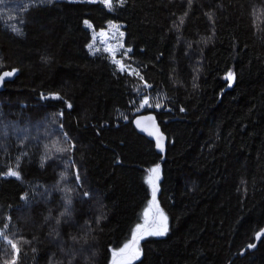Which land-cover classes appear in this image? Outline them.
<instances>
[{
    "label": "trees",
    "instance_id": "16d2710c",
    "mask_svg": "<svg viewBox=\"0 0 264 264\" xmlns=\"http://www.w3.org/2000/svg\"><path fill=\"white\" fill-rule=\"evenodd\" d=\"M100 3L0 0V72H15L0 90V264H113L153 205L155 167L167 230L144 235L125 264H264V0ZM85 21L122 25L127 61L162 100L148 109L163 156L131 123L138 77L90 54Z\"/></svg>",
    "mask_w": 264,
    "mask_h": 264
},
{
    "label": "rangeland",
    "instance_id": "374dc122",
    "mask_svg": "<svg viewBox=\"0 0 264 264\" xmlns=\"http://www.w3.org/2000/svg\"><path fill=\"white\" fill-rule=\"evenodd\" d=\"M87 1H99L107 8H111V6L113 7L114 5L123 2L122 0H111V6L109 7L105 3V0H87ZM85 25L90 29L92 34V39L87 44V49L90 52V54L94 55V54L104 53L108 55L109 60L115 65V68L117 67L118 70H121V68L123 67V71H128V72L134 71L137 73V76H139L138 75L139 67L135 66V64L132 63L131 61L130 62L127 61L129 55L128 53H130V49L126 47L124 44V31L121 24L109 23L106 25L105 28L99 31L94 30L89 21H85ZM114 61H118L119 63ZM137 79L133 81V86H134L133 89L136 92V96L134 97L132 104V114H136V112L140 113L145 108H154V109L161 108L162 100L159 99L157 95H153L151 94V92H148L149 86L146 85L147 83H145L144 81L140 82L139 81L140 78L139 80ZM127 113H128L127 111H122L120 117L123 120H126L128 117ZM150 179L152 180L151 176ZM153 212H154L153 205H149L148 207L145 208L140 221L135 224L129 239L125 241L119 248L113 251L112 253V256H114L113 264H125L129 262L131 260L130 257L132 253L139 248L138 242L140 241V239H142L144 235L152 234L156 230H158L159 232L161 231L163 233L166 232L168 225V217L166 213L161 209H158L155 217L158 222L154 220V222L152 223ZM156 224H159L160 227L159 225ZM163 225L164 227H161ZM145 227L149 228V231ZM136 238L139 239L135 240ZM132 240H134V242H132ZM129 246L132 248L130 249V251L126 252L125 249L128 248ZM120 250L123 251V253L117 256Z\"/></svg>",
    "mask_w": 264,
    "mask_h": 264
},
{
    "label": "bare ground",
    "instance_id": "6f19581e",
    "mask_svg": "<svg viewBox=\"0 0 264 264\" xmlns=\"http://www.w3.org/2000/svg\"><path fill=\"white\" fill-rule=\"evenodd\" d=\"M67 1H68V0H67ZM77 1H78V0H77ZM81 1H82V0H80V2H81ZM122 1H123V0H122ZM93 2H94V1H93ZM97 2H98V1H97ZM254 2H255V1H254ZM99 3H100V2H99ZM100 4H101V3H100ZM100 4H98V5H100ZM251 5H252V4H251ZM252 6L254 7V4H253ZM252 6H251V7H252ZM256 6H257V4H256ZM111 7H112V6H111ZM118 7H119V6H118ZM194 7H195V6H194ZM194 7H193V8H194ZM198 7H199V6H198ZM201 7H203V6H201ZM253 7H252V8H253ZM100 8H102V6H101ZM112 8H113V7H112ZM112 8H111V9H112ZM191 8H192V7H191ZM102 9H103V8H102ZM195 9H198V8H195ZM198 10L201 12V8H199ZM198 10H196V11H197V13H196L197 15L199 14ZM202 10H203V9H202ZM205 10H206V9H205ZM250 10H252V9H250ZM106 11H107V10H106ZM196 11H194V12H196ZM206 11H207V10H206ZM253 11H254V10H253ZM73 12H74V11H73ZM188 12H189V11H188ZM202 12H205V11L203 10ZM254 12H255V11H254ZM254 12H253V13H254ZM74 13H76V11H75ZM190 13H191V12H190ZM192 13H193V12H192ZM192 13H191V14H192ZM154 14H155V13H154ZM196 14H194V16H195ZM202 14H203V13H202ZM202 14L200 13L199 15H202ZM192 15H193V14H192ZM257 15L261 16L259 13H258ZM259 16H257V17L260 19ZM126 17H127V16H126ZM152 17H153V15H152ZM154 17H156V16H154ZM195 17H197V16H195ZM198 17H199V16H198ZM128 18H129V17H128ZM261 18H263V17H261ZM148 19H149V18H148ZM150 20H151V19H150ZM195 20H196V19H195ZM200 20H201V19H200V17H199V22H200ZM213 20H214V19H213ZM89 21H91V20H89ZM210 21H212V20H210ZM195 22H196V21H195ZM195 22H193L192 24H194ZM207 22H209V21H207ZM101 23H102V22H101ZM196 23H197V22H196ZM70 25H71V23H70ZM106 25H107V24H106ZM106 25H104V26L106 27ZM195 25H196V24H195ZM195 25H194V26H195ZM202 25H203V24H202ZM101 26H102V25H101ZM120 26H121V25H120ZM194 26H193V27H194ZM197 26H198V25H197ZM199 26H200V24H199ZM69 28H70V27H69ZM72 29H73V28H72ZM65 30H66V27H65ZM70 30H71V28H70ZM213 31H214V30H213ZM213 31H212V33L214 34L215 32H213ZM66 32H67V30H66ZM153 32H154V31H153ZM159 32H160V31H158V33H159ZM161 32H162V31H161ZM163 32H164V31H163ZM163 32H162V35H163ZM206 32H208V30H207ZM206 32H205V33H206ZM216 33H218V31H217ZM216 33H215L214 35H216ZM67 34L70 35L68 32H67ZM207 34H209V33H207ZM207 34H206V35H207ZM21 35H22V34H21ZM160 35H161V34H160ZM162 35H161V37H162L163 40H164V37H163ZM204 35H205V34H204ZM218 35H219V34H218ZM218 35H217V36H218ZM217 36H216V37H217ZM161 37H160V39H161ZM208 37H210V36L207 35L206 40H204L205 37H202V38H203L204 41H208V40H207ZM221 37H222V35H221ZM22 38H24V37H22ZM156 38H157V37H156ZM202 38H201V39H202ZM212 38H213V37H212ZM157 39H158V38H157ZM176 39H177V38H176ZM219 39H221V38L219 37ZM2 40H3V39H2ZM158 40H159V39H158ZM165 40H166V39H165ZM172 40H173V39H172ZM174 40H175V39H174ZM214 40H216L215 43H218V42H217L218 38H216V39L214 38ZM168 41H169L170 43H175V41L171 42L169 39H168ZM177 41H178V40H177ZM39 42H40V41H39ZM41 42H42V41H41ZM138 42H139V41H138ZM188 42H189L190 45H191V42H190V41H188ZM198 42H199V41H198ZM198 42H196V44H197ZM202 42H203V41L199 42L197 45H199V44L202 43ZM211 42H212V39H211ZM220 42H222V41L220 40ZM139 43L141 44V42H139ZM182 43H183V40L181 41L180 44L183 45ZM186 43H187V42H186ZM189 43H188V44H189ZM205 43H206V42H205ZM207 43H208V42H207ZM207 43H206V44H207ZM209 43H210V40H209ZM209 43H208V44H209ZM146 44H147V43H146ZM146 44H145V45H146ZM148 44H149V43H148ZM157 44H159V42H157ZM180 44H179V45H180ZM188 44H187V45H188ZM202 44H204V43H202ZM208 44H207V45H208ZM220 44H221V43H220ZM220 44H219V45H220ZM161 45H162V44H161ZM169 45H170V44H169ZM172 45H173V44H172ZM175 45H176V44H175ZM177 45H178V44H177ZM179 45H178V50H177L176 48H175L174 50H172V52H173V53L171 52L172 54L175 53V52H174L175 50H176V51H179V48L181 49V47H179ZM193 45H194V44H193ZM193 45H192V46H193ZM216 45H218V44H216ZM142 46H143V45H142ZM154 46H155V45H153V47H154ZM170 46H171V45H170ZM184 46H186V45H184ZM195 46H196V45H195ZM203 46H205V44H204ZM20 47H21V46H20ZM136 47H137V46H136ZM138 47H139V46H138ZM160 47H161V46H160ZM160 47H158V48L160 49ZM164 47H165V46H164ZM167 47H168V46H167ZM172 47H173V46H172ZM172 47H171V48H172ZM188 47H189V45H188ZM205 47H206V46H205ZM18 48H19V46L17 47V49H18ZM22 48H23V47H22ZM141 48H142V47H141ZM155 48H156V47H155ZM171 48L168 47L166 53H169L168 50L171 49ZM137 49H138V48H136V51H137ZM153 49H154V48H153ZM162 49H163V48H162ZM182 49H184V48H182ZM189 49H190V48H188V49H186V50L190 51ZM130 51H131V50H130ZM154 51H155V49H154ZM154 51H153V52H154ZM158 51H159V50H158ZM170 51H171V50H170ZM184 51H185V50H184ZM21 52H22V51H21ZM25 52H26V51H23L24 54L22 53L24 56H25V54H26ZM132 52H133V51H132ZM153 52H152V54H153ZM156 52H157V51H156ZM179 52L181 53V50H180ZM179 52H177L176 54H178ZM182 52H183V51H182ZM185 52H187V51H185ZM98 53H99V52H98ZM163 53H165V52H163ZM189 53H190V52H189ZM103 54H104V53H103ZM126 54H127V53H126ZM128 54H131V53H128ZM138 54H139V53H138ZM187 54H188V52H187ZM28 55H29V53H28ZM96 55H97V54H96ZM132 55H137V52H136V54H132ZM132 55H131V56H132ZM139 55H141V52H140ZM145 55H146V54H145ZM145 55L143 54V57H145ZM149 55L151 56V54H149ZM174 55H175V54H174ZM183 55H184V53H183ZM185 55H186V54H185ZM185 55H184V56H185ZM192 55H193V56H192L191 59H193V57L195 56L194 54H192ZM98 56H99V55H98ZM98 56H97V57H98ZM107 56H108V55H107ZM190 56H191V55H190ZM28 57H29V56H28ZM135 57H136V56H135ZM197 57H198V55L196 56L195 61H196ZM133 58H134V57H133ZM138 58H141V57H138ZM218 58H219V57H218ZM99 59H100V58H99ZM100 60L102 61V59H100ZM116 60H118V59H116ZM138 60H139V59H138ZM197 60H198V59H197ZM199 60H200V59H199ZM199 60L196 61L198 64H199ZM201 60H204V59H201ZM205 61H206V59H205ZM111 63H112V62H111ZM203 63H205V62H203ZM203 63H202V64H203ZM207 63H208V62H207ZM102 64H103V61H102ZM107 64H108V62H107ZM209 64H210V63H209ZM214 64H215V63H214ZM100 65H101V63H100ZM89 66H91V65H89ZM201 66H202V65H201ZM101 67H102V66H101ZM214 67H215V66H214ZM217 67H218V66H217ZM87 68H89V69L91 70L90 67H87ZM92 68H93V67H92ZM103 68L106 69L107 67H104V64H103ZM202 69H206V68H205V65H204V68L202 67ZM108 70H109V69H108ZM89 72H90V71H89ZM89 72L87 71V73H89ZM93 72H95V71L93 70ZM171 72H173V71H171ZM204 72L206 73V71H204ZM204 72H202V73H204ZM168 73H169V72H168ZM173 73H174V72H173ZM173 73H172V74H173ZM93 74H94V73H93ZM97 74H98V73H97ZM153 75H154V74H153ZM169 75H170V77H171V76H174L175 74H174V75L169 74ZM205 75H206V74H205ZM97 76H98V75H97ZM158 76H159V75H158ZM202 76H203V75H202ZM202 76H201V79H202V78L204 79V76H203V77H202ZM232 76H233V75H232ZM232 76H231V77H232ZM93 77H95V76H93ZM174 77H175V76H174ZM174 77H171V78H172V79L177 78V77H175V78H174ZM153 78H154V77H153ZM153 78H152V79H153ZM205 78H206V77H205ZM90 79H91V77H89V80H90ZM148 80H149V79H148ZM226 80H227V79H226ZM94 81H95V79H94ZM151 81H152V80H151ZM176 81L178 82L179 80H176ZM96 82H97V81H96ZM88 83H89V81H88ZM98 83H100V82H98ZM98 83H97V84H98ZM158 83H159V82H158ZM200 83H201V82H200ZM99 85L102 86V88H104V87H103L104 84L100 83ZM146 85H147V84H146ZM158 85H159V84H158ZM190 85H191V83H190ZM100 86H99V87H100ZM193 86H194V85H193ZM95 87H97V85H96ZM255 87H256V86H255ZM128 88H129V87H128ZM157 88H158V87H157ZM157 88H156V90H157ZM192 88H193V87H192ZM196 88H197V86H196ZM196 88L194 87L193 89H196ZM208 88H209V87H208ZM218 88H219V87H218ZM251 88H252V87H251ZM259 88H260V87H259ZM91 89H92V88H91ZM198 89H199V87L197 88V90H198ZM249 89H250V88H249ZM253 89H254V88H253ZM98 90H99V88H98ZM98 90H97V92H98ZM154 90H155V89H154ZM166 90H167V89H166ZM90 91H92V90H90ZM93 91H96V90H93ZM137 91H138V90H137ZM167 91H169V89H168ZM219 91H222V90L220 89ZM171 92H172V91H170V93H171ZM203 92H204V91H203ZM93 93H95V92H93ZM165 93H166V92H165ZM168 93H169V92H168ZM217 93H219V92H217ZM253 93H254V92H253ZM253 93H252V94H253ZM223 94H224V93H223ZM166 95H167V93H166ZM248 95H249V94H248ZM254 95H255V94H254ZM195 96H196V95H195ZM195 96H194V97H195ZM70 97H71V95H70ZM198 97H199V96H197V99H198ZM245 97H247V95H246ZM248 97H249V96H248ZM253 97H254V96H253ZM152 98H153V97H152ZM175 98H176V96H174V101L176 100ZM200 98H202L201 95H200ZM215 98H216V97H215ZM249 98H250V97H249ZM194 99H195V98H194ZM223 99H224V98H223ZM168 100H170V99H168ZM168 100H167V102H169ZM121 101H122V100H121ZM170 101H172V100H170ZM195 101H196V100H195ZM215 101H216V100H215ZM215 101H214V102H215ZM13 102H14V101H13ZM117 102H118V101H117ZM117 102H116V103H117ZM190 102H192V101H190ZM196 103H197V101H196ZM10 104L12 105V103H10ZM118 104H119V103H118ZM121 104H122V103H121ZM163 104H164V102H163ZM202 104H203L202 107H204V103H202ZM206 104H207V103H206ZM8 105H9V102H8ZM9 107H10V105H9ZM119 107H120V105H119ZM161 107H162V106H161ZM204 108H205V107H204ZM63 109H64V108H63ZM63 109H62V110H63ZM153 109H154V108H153ZM153 109H152V111H153ZM158 109H159V108H158ZM206 109H208L207 105H206ZM146 110L149 111L150 109L147 108ZM142 111H145V109L142 110ZM147 111H146V112H147ZM154 111H155V109H154ZM61 112H62V111H61ZM114 113H115V112H114ZM129 113H130V112H129ZM136 113H137V112H136ZM164 113H165V111H164ZM168 113H169V112H168ZM170 113H171V112H170ZM195 113H196V112H195ZM52 114H54V112H53ZM52 114H51V115H52ZM127 114H128V113H127ZM162 114H163V113H162ZM63 115H64V113H63ZM136 115H137V114H136ZM164 115H165V114H164ZM173 115H175V114H173ZM194 115H195V114H194ZM30 116H31V117H34L33 119L35 120L36 115H30ZM37 116H38V115H37ZM54 116H55V114H54ZM99 116H100V115H99ZM31 117H29V119H30ZM101 117H102V116H101ZM101 117H100V118H101ZM51 118H53V116H52ZM98 118H99V117H98ZM100 118H99V119H100ZM31 119H32V118H31ZM38 119H39V117H38ZM61 119H62V117H61ZM115 119H116V118H115ZM58 120H59V117H58ZM126 120H127V119H126ZM128 120H129V119H128ZM29 121H30V120H29ZM118 121H119V120H118ZM120 121H121V120H120ZM129 121H130V120H129ZM37 122H38V121H37ZM125 122L127 123V121H125ZM102 123H103V122H102ZM123 123H124V122H123ZM131 123H132V122H131ZM34 124H35V123H34ZM39 124H40V123H39ZM39 124H38V125H39ZM104 124H105V122H104ZM107 124H108V123H107ZM92 126H93V124H92ZM134 129H135V128H134ZM135 131H136V130H135ZM259 133H261V132H259ZM112 134H113V133H112ZM139 134H140V133H139ZM261 134H262V133H261ZM106 135H107V134H106ZM107 136H108V135H107ZM141 137H142V135H141ZM105 138H106V137H105ZM108 138H109V137H108ZM108 138H107V139H108ZM110 138H111V137H110ZM115 138H116V137H115ZM118 138H119V137H118ZM181 138H182V137H181ZM186 138H187V137H186ZM107 139H105V140H107ZM145 139H146V137H145ZM146 140H147V139H146ZM183 140H184V139H183ZM109 141H110V140H109ZM112 141H114V140H112ZM130 141H131V140H130ZM181 141H182V140H181ZM131 142H132V141H131ZM167 142H168V141H167ZM151 143H153V142H151ZM129 144H130V142H129ZM110 145H112V144H110ZM129 146H130V145H129ZM131 147H134V146L131 145ZM137 147H139V146H137ZM142 147H143V146H141V149H142ZM2 148H3V144H2ZM135 149H136V148H135ZM141 149H139V150H141ZM38 150H39V149H38ZM137 150H138V148H137ZM153 150H155V149L153 148ZM138 152H139V151H138ZM143 152H144V151H142V153H143ZM154 152H155V151H154ZM1 153H2V152H1ZM37 153H38V151H37ZM127 153H128V152H127ZM142 153H141V154H142ZM119 154H120V153H119ZM127 155H128V154H127ZM35 156H36V155H35ZM121 156H122V155H121ZM136 156H137V155H136ZM139 156H140V154H139ZM141 156H142V155H141ZM21 157H22V156H21ZM29 157H30V154H29ZM122 157H123V156H122ZM137 157H138V156H137ZM25 158H26V157H25ZM25 158L23 157V160H22L23 162H24V159H25ZM145 158H146V156H145ZM147 158H148V157H147ZM147 158H146V159H147ZM134 159H135V158H134ZM35 160H36V158H35ZM144 160H145V159H144ZM25 161H26V160H25ZM124 161H125V160H124ZM134 161H135V160H134ZM26 162L28 163V161H26ZM26 162H24V163H26ZM29 162H30V161H29ZM127 162H128V161H127ZM139 162H140V161H139ZM14 163H15V162H14ZM21 163H22V162L20 161L19 164H21ZM27 163H26V164H27ZM32 163H33V162H32ZM127 164H128V163H127ZM131 164H132V163H131ZM133 164H134V163H133ZM21 165H23V164H21ZM27 165H29V163H28ZM137 165H138V163H137ZM23 166H25V165H23ZM140 166H141V165H140ZM21 167H22V166H21ZM142 167H143V166H142ZM142 167H140V168H142ZM133 168H134V167H133ZM29 170H30L29 173L31 174V173L33 172V170H32V169H29ZM145 170H146V168H145ZM31 171H32V172H31ZM137 171H138V170H137ZM34 172H35V171H34ZM209 172H210V171H209ZM178 174H179V173H178ZM178 174H177V175H178ZM217 174H219V173H217ZM211 175H212V174H211ZM211 175H210V176H211ZM214 175H215V174H214ZM28 176H29V175H28ZM32 176H33V175H32ZM88 176H89V174H88ZM216 177H217V176H216ZM213 179H214V178H213ZM215 179H216V178H215ZM217 179H218V177H217ZM217 179H216L215 181H217ZM80 180H81V179H80ZM81 181H82V180H81ZM95 187H96V186H95ZM121 189H122V188H121ZM121 189H120V191H121ZM99 190H101V189H99ZM99 190H97V192H99ZM101 191H102V190H101ZM97 192H94L93 194H91V198H92V200H93L92 195H93L94 198L96 199V195H94V194H97V195H98L99 193H97ZM102 192H103V191H102ZM104 192H105V191H104ZM117 193H118V192H117ZM100 194H101V193H100ZM101 195H102V194H101ZM101 195H98L97 197H99V196H101ZM103 195H104V194H103ZM104 196H105V195H104ZM120 196H122L121 193H120ZM183 196H186V195H183ZM188 196H189V195H188ZM180 197H181V196H180ZM185 198H186V197H185ZM182 199H183V198H182ZM182 199H181V200H182ZM181 200H180V202H181ZM93 201H94V200H93ZM177 201H178V200H177ZM90 202H91V201H90ZM180 205H182V203H181ZM172 207H175V206H172ZM177 208H178V207H177ZM180 208H181V207H180ZM173 209H174V212H173V213H175V212H176V211H175L176 209H175V208H173ZM182 209H183V208H182ZM177 210H178V209H177ZM183 210L186 211L185 209H183ZM180 211H181V210H180ZM177 212H178V211H177ZM200 212H201V210H200ZM178 213H179V212H178ZM198 214H199V213H198ZM175 215H176V214H174V216H175ZM178 215H179V214H177V216H178ZM42 216H43V215H42ZM172 216H173V215H172ZM180 216H181V215H179V217H180ZM40 217H41V214H40V216L38 215V219H39ZM181 217H182V216H181ZM191 217H192V216H191ZM194 217H196V215L194 216V214H193L192 219H193ZM35 218H36V220H37V217H35ZM41 218H42V217H41ZM187 218H188V217H187ZM171 219H172V217H171ZM176 219H177V218H176ZM183 219H184V218H183ZM196 219H198V218H196ZM155 220H156V222H158L156 218H155ZM185 220H186V219H185ZM187 220H188V219H187ZM190 220H191V219H190ZM38 221H39V220H38ZM142 221H143V220H142ZM194 221H195V220L193 219L192 222H194ZM197 221H198V220H197ZM145 222H146V221H145ZM145 222H144V223H145ZM175 222H176V221H175ZM136 223H137V222H136ZM184 223H186V222H184ZM159 224H160V223H159ZM159 224H156V225H159ZM190 224H191V223H190ZM197 224H198V222H197ZM144 225H145V224H144ZM150 225H151V224H150ZM188 225H189V223H188ZM147 226H148V224H147ZM193 226H195V225L193 224ZM159 227H160V225H159ZM161 227H164V225L161 226ZM172 227H173V225H172ZM182 227H183V226H182ZM185 227H187V225H186ZM143 228H144V227H143ZM145 228H146V227H145ZM157 228H158V227H157ZM165 228H166V227H165ZM139 229H140V228H139ZM139 229H138V231H139ZM146 229L149 231V228H146ZM180 229H182V228H180ZM183 229H184V228H183ZM161 230H162V229H161ZM152 232H153V231H152ZM155 232H156V231H155ZM160 232H161V231H160ZM139 234H140V233H139ZM31 236H33V235H31ZM130 236H131V235H130ZM149 236H150V235H149ZM137 237H138V236H137ZM138 239H139V238H138ZM129 243H130V242H129ZM40 244H42V247H41ZM47 244H48V243H47ZM133 244H134V243H133ZM38 245H40V247H38V248H40V249H41V248H43V249L45 248L44 245H43V243H38ZM38 245H36V246H38ZM48 246H49V247H48ZM48 246H47V247L50 248V245H48ZM38 248H37V249H38ZM129 248H130V247H129ZM131 248H132V247H131ZM131 248H130V249H131ZM40 249H38V250H40ZM45 250H46V248H45ZM125 250H126V249H125ZM137 250H138V249H137ZM48 251H51V250L48 249L47 252H48ZM40 252H41V251H40ZM40 252H39V253H40ZM136 252H138V251H135V253H136ZM136 254H137V253H136ZM135 256H136V255H135ZM135 256H134V257H135ZM134 257H133V258H134ZM130 258H131V257H130ZM126 262H127V261H126Z\"/></svg>",
    "mask_w": 264,
    "mask_h": 264
},
{
    "label": "water",
    "instance_id": "95a60500",
    "mask_svg": "<svg viewBox=\"0 0 264 264\" xmlns=\"http://www.w3.org/2000/svg\"><path fill=\"white\" fill-rule=\"evenodd\" d=\"M10 74V75H6ZM15 76V72L10 69H4L0 72V90L4 88V84L6 81L12 80ZM132 124L138 133L145 136L147 139L151 140L154 144V148L157 153L163 156L166 152L167 145V135L162 130L161 125L156 119V114L152 111L141 112L134 116L132 120ZM154 169H158L157 172H151V178L155 188V195L152 197V203L154 205V212L152 217V223L155 220L158 205L156 203V197L158 192V182L160 179V171L158 167ZM260 236V234H259Z\"/></svg>",
    "mask_w": 264,
    "mask_h": 264
},
{
    "label": "snow or ice",
    "instance_id": "6c2138e0",
    "mask_svg": "<svg viewBox=\"0 0 264 264\" xmlns=\"http://www.w3.org/2000/svg\"><path fill=\"white\" fill-rule=\"evenodd\" d=\"M105 3L107 4V6H109V7L111 6V0H105ZM114 62L119 63L118 61H114ZM121 70H123V67L121 68ZM6 75H10V74H6ZM152 171H153V172H157L158 169H153ZM11 175H16V173H15V172H12ZM153 195H155V190H154V192H153ZM156 234L162 235L163 232L156 233ZM258 238H259V234H258ZM11 246H12L13 248H15V244H12ZM250 246H254V245H250ZM126 247H127V246H126Z\"/></svg>",
    "mask_w": 264,
    "mask_h": 264
},
{
    "label": "built area",
    "instance_id": "2783aa9c",
    "mask_svg": "<svg viewBox=\"0 0 264 264\" xmlns=\"http://www.w3.org/2000/svg\"><path fill=\"white\" fill-rule=\"evenodd\" d=\"M120 72H126V73H129V74H132V75H135V76H137L136 74H135V72H128V71H123V70H119ZM137 77H139L140 79H142L140 76H137Z\"/></svg>",
    "mask_w": 264,
    "mask_h": 264
},
{
    "label": "flooded vegetation",
    "instance_id": "af4514ba",
    "mask_svg": "<svg viewBox=\"0 0 264 264\" xmlns=\"http://www.w3.org/2000/svg\"><path fill=\"white\" fill-rule=\"evenodd\" d=\"M137 239H138V238H136L135 240H137ZM129 247H130V246H129ZM129 247H128V248H126V250H125V251H127V252H128V251H130V248H131V247H130V248H129Z\"/></svg>",
    "mask_w": 264,
    "mask_h": 264
}]
</instances>
